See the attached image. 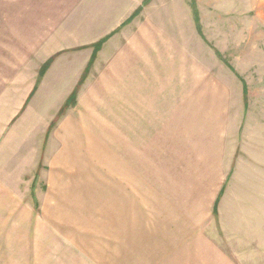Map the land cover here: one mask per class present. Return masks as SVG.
<instances>
[{
  "label": "rangeland",
  "instance_id": "1",
  "mask_svg": "<svg viewBox=\"0 0 264 264\" xmlns=\"http://www.w3.org/2000/svg\"><path fill=\"white\" fill-rule=\"evenodd\" d=\"M128 1L0 0V264H126L130 239L143 264L165 233L221 237L254 184L264 0Z\"/></svg>",
  "mask_w": 264,
  "mask_h": 264
},
{
  "label": "crops",
  "instance_id": "2",
  "mask_svg": "<svg viewBox=\"0 0 264 264\" xmlns=\"http://www.w3.org/2000/svg\"><path fill=\"white\" fill-rule=\"evenodd\" d=\"M120 2L121 0H118V3ZM131 2L128 1L127 5L130 4L131 7H134L138 3V5L142 4L141 6H144L150 0H141L140 3L137 0L135 5L133 1ZM133 13L134 11L129 15L126 14L122 19V23L129 19ZM143 31H147V29ZM151 69L159 71V73L162 71L161 66H155ZM151 69L149 67L147 69L149 75ZM79 80L80 78L75 82L74 89ZM161 89L162 85L160 86ZM63 127L65 129V136L61 139L63 149L55 163L59 167H66V120ZM126 141L129 142V139L126 138ZM127 159L129 161V157ZM257 166L254 174V184H246V188L239 189L237 204L228 211L227 203L224 201L222 232L219 231L222 233L221 237H212L211 230L191 236L192 232L187 231L188 228L179 230V233L187 231L182 236L168 237L165 233L164 238L160 240L159 247L161 249H156L143 264H264V163L261 161ZM64 173L66 171L63 170L59 177H62L61 181L66 182ZM51 178L54 181L57 177L52 174ZM246 182H250V180H246ZM61 188L66 191V183H63ZM214 210L213 207V213H215ZM231 213H239V216ZM243 213L246 216H243ZM116 217L118 216L116 215ZM127 219L126 228L129 229V218L127 217ZM232 220L244 224L246 226L245 230L243 231L242 227H237L241 233H233ZM116 221H118V218H116ZM116 226L118 227V223ZM128 240L129 238H127ZM129 245H132V239H130ZM128 246L126 248V264H136V261L133 260L134 254L128 249Z\"/></svg>",
  "mask_w": 264,
  "mask_h": 264
},
{
  "label": "trees",
  "instance_id": "3",
  "mask_svg": "<svg viewBox=\"0 0 264 264\" xmlns=\"http://www.w3.org/2000/svg\"><path fill=\"white\" fill-rule=\"evenodd\" d=\"M142 7V6H141ZM140 8V7H139ZM139 8L130 16V18L127 20H131L134 16H135V13L138 12ZM141 9V8H140ZM127 21L125 23H127ZM111 36L110 35H107L103 38H101L99 41H97L96 43H94V53H93V57H92V60H90L89 62V65L88 67H90L92 64V61L93 59L95 58V55L96 53L101 49V47L103 46V44L106 42V40ZM53 62V57L48 59V61L45 62L42 70L40 71V76H44L46 74V72L48 71V69L50 68V65L52 64ZM87 72V70H86ZM83 83V80H81L79 82V84L76 86V88L73 90V92L70 94V96L68 97V99L66 100V104L64 105V107L62 108L61 110V113L67 109H69V107L75 102L77 101V93H78V88H79V85ZM38 88V85L36 84L32 90V92L30 93L28 99H27V102L30 100L31 96L34 94V92L37 90ZM247 91H248V87H247V84L246 82H244L243 84V92H244V95L247 96ZM214 212L216 213V209L214 210Z\"/></svg>",
  "mask_w": 264,
  "mask_h": 264
}]
</instances>
